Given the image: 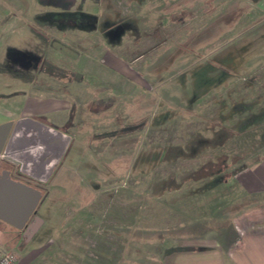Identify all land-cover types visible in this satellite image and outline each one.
Masks as SVG:
<instances>
[{
	"label": "rangeland",
	"instance_id": "obj_1",
	"mask_svg": "<svg viewBox=\"0 0 264 264\" xmlns=\"http://www.w3.org/2000/svg\"><path fill=\"white\" fill-rule=\"evenodd\" d=\"M114 59L123 92L93 76ZM0 83L69 102L44 264H164L264 156V17L238 0H0Z\"/></svg>",
	"mask_w": 264,
	"mask_h": 264
},
{
	"label": "crops",
	"instance_id": "obj_2",
	"mask_svg": "<svg viewBox=\"0 0 264 264\" xmlns=\"http://www.w3.org/2000/svg\"><path fill=\"white\" fill-rule=\"evenodd\" d=\"M238 2L249 17H264V0ZM96 64L93 76L116 91L127 90L131 79L121 61H107L105 67ZM0 84V195L8 196L7 208L14 216L11 222L0 216V244L14 253L12 264H44L51 236L45 240L41 235L46 226L37 212L45 192L39 183L52 179L69 155L72 139L64 129L69 102L30 92L22 97L23 103L13 101L17 94ZM6 172L24 187H7ZM223 187L227 192L218 217L204 220L199 234L180 241L164 264H264V156L238 170ZM37 190L42 197L29 217ZM35 219L40 227L26 236ZM22 233L26 238H21Z\"/></svg>",
	"mask_w": 264,
	"mask_h": 264
},
{
	"label": "water",
	"instance_id": "obj_3",
	"mask_svg": "<svg viewBox=\"0 0 264 264\" xmlns=\"http://www.w3.org/2000/svg\"><path fill=\"white\" fill-rule=\"evenodd\" d=\"M4 180L7 183V187H10V186H13V187H24L23 184H19V183H16L14 181H12L9 177V173L6 172L4 174ZM44 182H46L47 180H43ZM41 197H42V193L37 190L36 193H35V202H34V205L31 207L30 211H29V217L35 212L37 206L39 205L40 203V200H41ZM0 198H1V203H0V216H2V218L6 221H12L14 219V216H13V213L11 212V210H9L7 207H9L8 205V196L6 194H3L0 195Z\"/></svg>",
	"mask_w": 264,
	"mask_h": 264
},
{
	"label": "built area",
	"instance_id": "obj_4",
	"mask_svg": "<svg viewBox=\"0 0 264 264\" xmlns=\"http://www.w3.org/2000/svg\"><path fill=\"white\" fill-rule=\"evenodd\" d=\"M41 225L39 219H35L33 225L27 228L26 236H30L38 229ZM14 253L10 250H5L0 246V264H12L14 259Z\"/></svg>",
	"mask_w": 264,
	"mask_h": 264
}]
</instances>
